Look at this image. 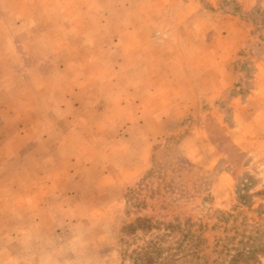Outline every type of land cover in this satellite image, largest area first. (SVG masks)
I'll list each match as a JSON object with an SVG mask.
<instances>
[{"label":"rangeland","instance_id":"obj_1","mask_svg":"<svg viewBox=\"0 0 264 264\" xmlns=\"http://www.w3.org/2000/svg\"><path fill=\"white\" fill-rule=\"evenodd\" d=\"M262 243L264 0H0V264Z\"/></svg>","mask_w":264,"mask_h":264},{"label":"trees","instance_id":"obj_2","mask_svg":"<svg viewBox=\"0 0 264 264\" xmlns=\"http://www.w3.org/2000/svg\"><path fill=\"white\" fill-rule=\"evenodd\" d=\"M262 245H264V243H262ZM248 252H251L252 253L253 251L248 250Z\"/></svg>","mask_w":264,"mask_h":264}]
</instances>
